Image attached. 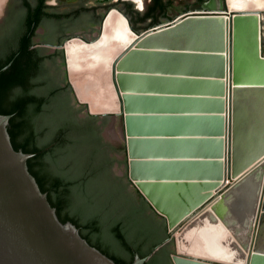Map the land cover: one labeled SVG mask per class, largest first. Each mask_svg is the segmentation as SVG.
<instances>
[{
	"label": "water",
	"instance_id": "obj_1",
	"mask_svg": "<svg viewBox=\"0 0 264 264\" xmlns=\"http://www.w3.org/2000/svg\"><path fill=\"white\" fill-rule=\"evenodd\" d=\"M212 1L215 5L208 4L202 9L179 13L161 25L140 32H136L131 28L129 20L117 5H112L103 11L102 19L96 27L97 30L93 34L95 36L93 39L74 34L65 38L60 44H46L38 42V39H36L35 44L48 47L50 51L54 49L62 50V68L65 72V81L71 89L76 104L84 107V113L79 114L77 117L109 115L111 120L107 126H110L113 125L115 117L121 116L122 140L126 159L125 177L131 186L147 201L152 211L165 220L166 226V216L151 203L135 184L130 175L131 170L136 168L137 175L140 178L152 180L151 183L146 184V187L157 193V186L159 185L156 186L154 183L162 175L170 178L178 177L183 180L186 178L195 180L204 178L207 180L221 176L225 167V177L229 183L217 189L181 219L175 227V235L167 231V240L172 239V252L170 254L172 264H264V155L253 160L239 175L233 176L232 173L233 158L237 156V153L240 154L241 151L239 159L242 160L246 155L252 153L256 143L258 144L257 147L263 142L261 135L242 127L238 131L240 140L237 142V149H233V21L234 16H257L258 41L256 53L259 57L264 58L261 23L264 10L234 11V9H229L227 0H224V5H222L221 0ZM5 4L6 8L1 14L0 20L9 7L10 0H5ZM112 9L125 19L126 27L135 35V39L111 63L110 77L117 98L118 111L116 113H93L90 111L88 103L79 100L69 79L65 43L74 37L89 43L99 39L103 33L105 18ZM191 15L227 17V117L225 118L223 115L222 119L219 115L223 112L222 109L215 114L214 111H210L211 109H195V116L186 115L184 117L174 114L172 108H165L166 111H169L163 114L165 119H162V115H159L160 119H156L157 122L159 120L163 122L160 126L141 127L137 115L141 117L142 115L139 114L148 112L149 118L154 117L153 114L158 116L160 113L150 112L154 110L150 104L158 103L159 99L157 96L147 98L140 96L143 93L141 91L148 90L149 84L146 79L142 81L135 75L136 77H130L126 83L133 93L139 95L133 101H128L129 105L126 110L130 112L128 116L130 115L131 122H127L125 102L117 83L116 66L118 62L149 32ZM12 60L1 70L6 69ZM217 62L221 65L220 56L213 55L212 65L215 72L220 71V69L216 70ZM178 63L163 62L165 64L163 68L171 74L178 73L173 64L179 68L180 66L184 67L182 60L179 59ZM46 66L49 69V62ZM136 69L138 71L143 70L142 66ZM185 71H187L188 80L196 81L194 83L195 88L198 85L197 91H201L202 86L210 85L212 82V80L205 78L193 79L189 75H196V73L192 72L191 69ZM178 76H171V80L174 82L184 81L182 76L177 78ZM95 85L98 86V84ZM149 87H152L149 90L156 89L155 85L153 86L151 83ZM96 93L98 94L97 90ZM202 103L204 104L203 99ZM201 113L205 115H197ZM10 117V115L0 114V264H117L100 250L90 245L79 234V230L75 225L69 221L62 223L58 219L55 209L51 207L47 200L46 193L40 190L35 178L28 170L27 159L32 157L33 154L24 153L21 150L17 151L11 144L7 131ZM185 119L188 121L187 123H185ZM183 124H186L189 129L186 132L194 135V138H191L193 141L189 140V142L195 141L197 143L186 144L187 146L181 150L182 152L169 149L167 143L173 139L178 130L177 128ZM212 124L215 128L211 127ZM218 124L223 126L222 130L217 129ZM127 125H129L135 138L131 143L136 146L137 157L139 158L134 167L129 161ZM221 132L224 136L226 134L224 164L220 160L224 155V138L223 140L217 138ZM103 135L105 136V133ZM206 135L215 137L208 141L204 137ZM163 136L169 138L163 140L161 138ZM199 142L200 144H198ZM178 155H183L188 159L185 161L168 160L169 157L175 158ZM192 157L199 160H190ZM118 174L123 175V172ZM187 186L188 189L191 187L190 185ZM156 249L157 247H153L145 257L135 254L131 264H143Z\"/></svg>",
	"mask_w": 264,
	"mask_h": 264
},
{
	"label": "trees",
	"instance_id": "obj_2",
	"mask_svg": "<svg viewBox=\"0 0 264 264\" xmlns=\"http://www.w3.org/2000/svg\"><path fill=\"white\" fill-rule=\"evenodd\" d=\"M44 1L17 0L14 11L19 16L7 19V26L0 29V114L11 116L7 124L11 144L17 151L33 154L27 159L28 170L58 219L75 225L90 245L117 264H131L135 254L145 257L157 247L143 264H172L165 220L152 211L125 174L113 171L115 162L125 161L113 155L123 154L124 147L102 135L110 116L77 117L84 107H76L65 81L62 50L30 47L35 36L42 43L60 44L87 23L97 26L103 15L86 0L71 9ZM176 4L186 5L187 0H148L141 10L130 0L114 3L136 32L171 20L168 10ZM27 10L36 18L27 19ZM40 24L45 31L37 35ZM94 31L91 27L87 32ZM130 187L131 193L124 192Z\"/></svg>",
	"mask_w": 264,
	"mask_h": 264
},
{
	"label": "bare ground",
	"instance_id": "obj_3",
	"mask_svg": "<svg viewBox=\"0 0 264 264\" xmlns=\"http://www.w3.org/2000/svg\"><path fill=\"white\" fill-rule=\"evenodd\" d=\"M4 4L5 0H0V13ZM242 6L245 10L253 9L258 11L264 6V0H248ZM232 9H234V11H243L237 7ZM105 20L106 25H112L113 28L115 27L114 30H117L115 33H123V22L120 19V15L115 10L112 9L107 14ZM254 20H256L257 24L256 15H240L234 16L233 21L232 141L233 149L236 150L237 142L240 140L238 131L244 127V129L248 131L250 130L257 135H261L260 137L263 139V142L257 147L256 145L258 144L256 143L252 153L246 155L242 160L239 159L241 151L240 154L239 152L237 153V156L233 158V176L239 175L253 160L256 158L259 159L264 155V78L255 71L253 66L254 57L255 60L262 63H264V58L259 57L256 53L257 42L255 44L254 42L258 39V32L257 27H254L252 24ZM243 36L250 37V47L246 46L247 38H243L245 44L241 42L240 38ZM134 37L135 35L130 42L119 47H98V44H95V42L99 40L97 39L90 44V49L87 50V53H89V56H94L97 53L102 54V52H107L112 58L109 65L111 72V63L114 58L135 39ZM101 42L102 40L99 43ZM66 44L67 61L70 62L68 68L75 70H96L99 67L104 68L106 66V61H98L96 59L81 60L80 62L76 61L78 50L85 49L88 45L87 42H83L78 37L69 39ZM213 55L220 56L221 65L218 62L216 65V70L220 69V71H214V66L212 65ZM196 57L201 60L199 62L194 60ZM179 59L182 60L184 67L180 66L179 68L173 64V67L178 70V73L171 74L163 68L165 65L163 62H174L179 64ZM227 59V17L225 16L191 15L149 32L121 58L116 66L117 83L125 102L126 121L128 122L131 120V118H129L130 115L128 116L130 112L126 110L129 105L128 101H133L134 98L139 96L133 93L131 88L126 84L132 76H137L142 81L146 79L149 86L150 83L153 86L155 85V90H149V88L152 87L148 86V90L144 89V91H141L143 93L140 96L144 98L157 96L159 99L158 103L150 104L155 110L150 112L160 113L158 116L153 114L154 117L149 118L148 112L139 114L142 115L141 117L137 115V119L140 121L138 123L142 125L141 127L144 126V128H148L151 126H160L163 122L160 120L157 122L156 119H160L159 115L163 117L165 112H169L166 111L165 108H172V110L174 109V114H179L184 117H186V115L195 116V109H211L210 111H214V114L222 109L223 115L226 118L228 87ZM161 64L162 66H160ZM262 65L260 70L263 72L264 66ZM141 66L143 70L138 71L136 68ZM184 69H191L196 75H202L200 76L201 79L205 78L212 80L211 84L204 85L201 91H197L198 88H195L194 83L196 81L188 80V76L186 75L187 71ZM85 72L90 73V76H86V79L91 77L94 73L92 71ZM175 74L179 75L177 78L182 76L184 81H172L171 76ZM74 77H77V80L71 81V76L69 77L73 87L76 83H82L81 80H79L82 74H77ZM252 78L254 80L253 84L245 82L246 79L247 81H251ZM193 79L198 78L194 77ZM90 88L91 85H88L86 88H82V90L79 89L76 92L79 100L82 102H93L95 100L99 103L102 102L97 99L98 96H95L96 92L93 91L94 94L91 92ZM202 99L204 104L202 103ZM89 109L93 112L97 108L89 107ZM109 110L117 112L118 107L110 106ZM162 119H165V117ZM187 122L188 121L185 119V123ZM177 129L173 139L167 143L169 149L181 151L186 148V144L197 143L195 141L192 142L193 139L191 138H194V135H190L186 132L189 130L186 124L179 126ZM126 132L127 140L129 141V161L134 167L136 164L135 162L139 158L137 157L136 146H133L131 143L135 138L132 135L129 125H127ZM189 140L192 141L189 142ZM198 144H200V142ZM225 148L226 134L224 136V155L220 159L223 164L225 163ZM170 159L185 161L188 158L183 155H178L175 156V158L169 157L168 160ZM190 160L199 159L192 157ZM224 170L225 167L223 168L221 176L207 180L204 178H199L197 180L186 178L183 180L178 177H171V179L169 176L162 175L160 179L154 183L156 186L159 185L157 186V193H154L152 189L146 187L148 181H145V179L137 175L136 168L131 170L130 175L132 180L151 203L166 216L168 232L175 235V227L181 219L193 211L200 203L205 201L209 195L213 194L226 183H229L225 177ZM160 182L169 184H160ZM187 185L191 187L188 189Z\"/></svg>",
	"mask_w": 264,
	"mask_h": 264
},
{
	"label": "rangeland",
	"instance_id": "obj_4",
	"mask_svg": "<svg viewBox=\"0 0 264 264\" xmlns=\"http://www.w3.org/2000/svg\"><path fill=\"white\" fill-rule=\"evenodd\" d=\"M69 1V0H68ZM72 2H69V3H65V4H61L60 5V7L62 8V6L64 7V8H73L72 7V5H74V4H77V1L78 0H71ZM76 1V2H75ZM147 1L148 0H143V7L145 6V4L147 3ZM236 1H238V0H228V2H227V4H228V6H229V8L230 9H232V8H236L237 7V5H236ZM243 1V0H242ZM245 1H248V0H245ZM243 4H245V3H242V5ZM59 5V4H58ZM121 5V4H120ZM177 5V4H176ZM240 6V9H242V10H245L244 8H242L243 6ZM178 6V5H177ZM264 7V6H263ZM262 7V9H264ZM6 8V4H4V6H3V9H2V11H1V13H0V16H1V14L3 13V11H4V9ZM261 9V10H262ZM168 14L170 15V16H175L176 14H177V8H175V6L174 7H172L171 9H169L168 10ZM124 23V22H123ZM254 22H252V24H253ZM97 29L95 28V31H96ZM39 31H41V29H39ZM94 31V32H95ZM239 32V31H238ZM93 33V32H92ZM92 33H88V32H86L85 33V35H86V37L87 38H90V39H93L95 36L92 34ZM113 33H115V30L112 28H110V27H107L106 29H103V33H102V35H101V37L99 38V40L98 41H96L95 42V44L97 45V44H99V42L102 40V37L104 38H107V39H111V38H108L109 36V34H113ZM104 35V36H103ZM240 40H241V42L242 43H244L243 41V38H240ZM87 43H89V42H87ZM245 44V43H244ZM247 45V47H250L251 45H250V41H248L247 40V43H246ZM84 50L83 49H80V51L78 50V53H77V56H76V61L77 62H80L81 60H89V59H93V58H89V59H85V58H83L82 57V54H81V52H83ZM96 60H98V59H96ZM194 60H196V61H200L201 59H199V58H195ZM99 61V60H98ZM67 63H68V67L70 66V62L69 61H67ZM51 70V67H50V63H49V71ZM52 71V70H51ZM85 71H87V69H82V70H75V69H70V68H68V72H69V77L71 76V81H75V80H77V77H74L75 75H77V74H82V80H81V82H83V83H81V84H79V83H77V84H74V87H75V92H77L79 89H81L82 90V88H86V86H90L91 84H85L84 82H88V83H95L96 84V81L94 80V78L92 77L94 74H96L97 76H98V78L101 76V77H105L102 81H100L99 82V85L97 86V90L99 91L100 90V92H101V96L102 97H109V99H104V98H101L100 96H98V98H99V100H101L102 102H98L97 100H95V101H86V103H88L89 104V107H93V108H97L95 111H93V113H101V112H113V113H116V112H114L113 110L111 111V110H109L110 109V106H115V107H118V103H117V98H116V96L114 95V89H113V85H112V82H111V77H110V68H108L107 70H105V71H102V70H100L99 68H97L96 70H94V73L92 74V76L91 77H89L88 79H86V76H90V73L89 72H85ZM84 73V74H83ZM106 75H108L107 77H106ZM173 77H175V76H178V75H172ZM189 77H191V78H200V76L199 75H195V74H191V75H189ZM91 85V88H90V90H91V92H92V88H93V91H95V88H96V85ZM197 88H198V85H197ZM76 103V102H75ZM76 105V104H75ZM76 107H79L78 105H76ZM84 113V110L80 113V114H83ZM197 115H205L204 113H201V114H197ZM219 115H221V118L223 119V112H221V113H219ZM115 120H114V122H113V125H110V126H107L106 128H104V130H103V132H102V135H103V133H105V136L103 135V137H104V139L105 140H107V141H109L111 144H113V145H115V146H123L124 145V143H123V140H122V137H123V127H122V119H121V116H117V117H115L114 118ZM110 120H111V117H110ZM211 127L212 128H215V126L213 127V124L211 125ZM222 128H223V126L221 125V124H218L217 125V129L218 130H222ZM205 137V139L206 140H210V139H214V137L215 136H210V135H206V136H204ZM163 140H166V139H168L169 137H161ZM217 138H219V139H221V140H223V138H224V134L221 132V134L220 135H218L217 136ZM114 155V157H115V159L116 160H118V161H125V163L124 164H121V163H119V162H115L114 163V165H113V171L117 174V175H119L118 173L119 172H123V175L125 174V169H126V159H125V155H124V153L123 154H113ZM119 176H122V175H119ZM148 181L147 182V184H149L150 183V179H145V181ZM152 182V181H151ZM146 183V182H145ZM131 189H133V188H125L124 189V192H132V190ZM168 231V229L166 228V232ZM171 241H172V239H170ZM169 241V240H168ZM170 241V243H171V248H172V242Z\"/></svg>",
	"mask_w": 264,
	"mask_h": 264
},
{
	"label": "flooded vegetation",
	"instance_id": "obj_5",
	"mask_svg": "<svg viewBox=\"0 0 264 264\" xmlns=\"http://www.w3.org/2000/svg\"><path fill=\"white\" fill-rule=\"evenodd\" d=\"M81 0H78L77 1V4L80 2ZM87 3L90 4V6H96V13L98 14H101L103 13V11L107 10L110 6L114 5V3H116L118 0H86ZM131 1V0H130ZM45 4L47 5H50V6H57L59 4V6L61 4H65V3H69V2H72L71 0H45L44 1ZM76 2V1H75ZM134 4H135V8L141 10L143 9V0H134L132 1ZM222 2V5H224V0H221ZM247 1L245 0H238L236 1V5H237V8L240 9V6H241V3H246ZM215 5V3L212 1V0H204L202 2H198L197 4L195 3V0H187V4L186 5H175V8H177V14L179 13H183V12H186L188 10H193V9H202L205 5ZM15 5H17V0H10V5L9 7L6 9V11L4 12L1 20H0V29L2 27H5L7 26V23L10 21V20H14V18H16L17 16H19V13L15 12L14 9H15ZM76 4L72 5V7H75ZM120 5V4H119ZM118 5V6H119ZM122 5V4H121ZM174 7V6H173ZM186 7V8H185ZM172 8V7H171ZM170 8V9H171ZM264 8V7H263ZM66 9H70V8H66ZM264 10V9H262ZM45 12L48 11V8H45L44 10ZM25 16H27V19L29 18L30 20L36 18V14L31 12L30 10H27L24 12ZM176 14V15H177ZM173 18V16H172ZM8 19V22L6 23V20ZM120 19L122 20L123 23V33L119 32V33H113V34H109L108 38H111V39H107V38H103L102 37V42L99 43L97 46L98 47H112V46H115V47H119V46H123L125 44H127L128 42L131 41L132 37L134 36L129 30L128 28L126 27V22H125V19L120 15ZM254 22L253 23V26L256 27V20L252 21ZM261 23H262V47H263V51H264V14H262V20H261ZM30 24H34L35 23H30ZM12 26V25H10ZM104 28L103 29H106L107 27H110L111 29L113 28L112 25H106V20L104 21V24H103ZM93 27L94 29L97 27V26H93L91 25L90 23H87L86 26L82 27L83 30L81 31H78L77 33H74V34H78V35H81L83 36L84 38H87L85 33L91 28ZM115 28V27H114ZM113 28V29H114ZM39 29H41V31H39ZM45 31V27L43 26V24H40L39 27L36 28L35 32L37 33V35H41L42 33H44ZM115 31H117L115 29ZM12 32V31H11ZM30 33V31H27V33ZM8 35H13L12 33L10 32H7ZM94 34V32L92 33ZM0 35H1V32H0ZM104 36V35H103ZM69 37V36H68ZM242 38H247V40L249 41L250 40V37H242ZM36 39H38V42H41V38L40 36H35L33 38V44L30 46V47H41V45H38V44H35L36 42ZM258 40H256L254 42V44L257 42ZM252 42V41H251ZM90 44L91 43H88L87 45V48L83 49L84 51L81 52L82 54V57L85 58V59H89L90 57L93 58V59H98L99 61H106V66L103 68V67H99L100 70L102 71H105L109 68V65H110V60L112 59L111 56H109L107 54V52H102V54L100 53H97L95 54L94 56H89V53H87V50L90 49ZM67 47V44L65 43V49ZM97 48V47H96ZM263 64V65H262ZM264 66V63L260 62V61H257L255 60V57H254V63H253V66L255 68V71L263 76L264 78V69H263V72L260 70V67ZM87 71H92L94 72V70H87ZM96 75V74H94ZM94 75L92 76L94 78ZM97 76V75H96ZM83 78H79V80H82ZM104 78L103 77H99L97 76V79L95 80L96 81V84L99 85V82L102 81ZM245 82H249V84H253L254 80L253 78L250 80L247 81V79L245 80ZM83 83V82H82ZM85 84H91L92 86L94 85L93 83H88V82H84ZM77 84V83H76ZM81 84V83H79ZM256 84V83H255ZM257 85V84H256ZM97 86V85H96ZM96 88H95V92H96ZM98 91V90H97ZM92 92H93V88H92ZM94 93V92H93ZM95 94V93H94ZM97 94V93H96ZM95 96L97 97V95L99 96V94H101L100 90L98 91V94ZM97 99H99L97 97Z\"/></svg>",
	"mask_w": 264,
	"mask_h": 264
}]
</instances>
